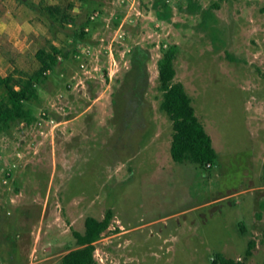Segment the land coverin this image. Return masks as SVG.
<instances>
[{
  "label": "rangeland",
  "instance_id": "rangeland-1",
  "mask_svg": "<svg viewBox=\"0 0 264 264\" xmlns=\"http://www.w3.org/2000/svg\"><path fill=\"white\" fill-rule=\"evenodd\" d=\"M187 1L168 0L170 21L151 0H76L63 26L31 3L18 10L44 31L15 58L19 84L37 47L68 55L40 77L36 120L0 134V264H61L73 231L107 210L97 264H210L215 253L264 264V0H198L217 4L206 21L179 10ZM170 44L174 80L217 154L210 167L170 154L157 70ZM135 46L148 53L137 88Z\"/></svg>",
  "mask_w": 264,
  "mask_h": 264
},
{
  "label": "trees",
  "instance_id": "trees-1",
  "mask_svg": "<svg viewBox=\"0 0 264 264\" xmlns=\"http://www.w3.org/2000/svg\"><path fill=\"white\" fill-rule=\"evenodd\" d=\"M152 8L156 17L170 21L171 5L166 0H151ZM217 7L212 3L204 8L198 0H188L186 5L178 6L181 12L202 13L203 20L213 16L212 8ZM45 10L51 15L53 23L61 26L75 22L76 18L66 8L53 5H45ZM71 8L68 5V9ZM89 22V17L86 23ZM85 32L83 29L77 34L74 30L71 37L73 39H83ZM179 46L170 44L162 49V55L157 60L158 88L161 91L159 107L163 110L172 123V137L170 142V154L176 161L190 160L195 163L206 165L212 164L216 157V151L212 145V140L206 131L203 123L194 112L191 97L186 92L182 82L175 81L176 70L174 60ZM68 50L62 52L59 47L39 48L35 56L38 60L37 68L29 75L27 82L19 84L10 76L0 74V89L4 93L0 96V134L9 133L13 126L23 123L29 125L36 120V115L32 104L38 99V82L40 77H44L46 70H53L59 62L61 56L67 57ZM147 51L140 46L131 49V71L136 70L139 75L132 84L137 88L140 76L145 79V60ZM18 85V87H16ZM111 219V211L107 210L103 218L98 219L93 216L85 218V229L83 232L73 231L77 246L69 249L61 257V264H97L94 255L95 241L108 227ZM264 243V229L262 232ZM247 244L246 256L250 253ZM210 264H247L244 259L228 258L222 253H215Z\"/></svg>",
  "mask_w": 264,
  "mask_h": 264
},
{
  "label": "crops",
  "instance_id": "crops-1",
  "mask_svg": "<svg viewBox=\"0 0 264 264\" xmlns=\"http://www.w3.org/2000/svg\"><path fill=\"white\" fill-rule=\"evenodd\" d=\"M75 2L76 0H0V74L2 76L10 75L14 78V70L17 66L15 58L30 49L34 37L44 32L40 31L42 29L40 23L34 19L36 14H18V10H23L27 4L31 3L32 6L47 13L44 6L53 5L61 9L66 8L73 16L77 17L76 14H73L77 12ZM68 5L72 9H68ZM48 16L51 17L50 14ZM41 47L45 46L37 47L34 56ZM28 77L29 75L25 83ZM14 79L16 80V78ZM16 82L18 83V80Z\"/></svg>",
  "mask_w": 264,
  "mask_h": 264
},
{
  "label": "built area",
  "instance_id": "built-area-1",
  "mask_svg": "<svg viewBox=\"0 0 264 264\" xmlns=\"http://www.w3.org/2000/svg\"><path fill=\"white\" fill-rule=\"evenodd\" d=\"M166 1L168 2V0H166ZM95 15H96V13L90 15V17L93 19ZM124 23H125V22L120 23V24L118 25V27H117L116 35H117L118 37H122V36L125 34V31H126V30L124 29V26H123ZM85 29H87V27H86ZM81 50H82V51H87V48L84 46V47H82ZM48 71H49V70H46V71H44V73H47ZM206 166L209 167V166H211V164H210V163H206ZM2 169H3V168L1 167V164H0V173H1ZM8 174H9V171H5V175H2V176H6V175H8ZM4 179H5V178H4Z\"/></svg>",
  "mask_w": 264,
  "mask_h": 264
}]
</instances>
